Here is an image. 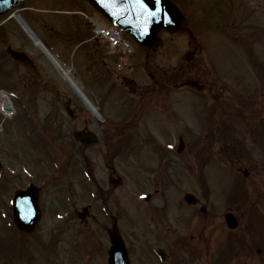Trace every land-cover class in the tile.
I'll list each match as a JSON object with an SVG mask.
<instances>
[{
    "label": "rangeland",
    "instance_id": "rangeland-1",
    "mask_svg": "<svg viewBox=\"0 0 264 264\" xmlns=\"http://www.w3.org/2000/svg\"><path fill=\"white\" fill-rule=\"evenodd\" d=\"M64 3H65L64 0H34V1L32 0L29 2V5L34 7L33 9L36 12H42L46 8L54 9V10L61 9L63 8ZM205 3L209 4L208 2ZM181 4L183 7L186 8L185 0H182ZM215 6L216 7L218 6V8H220L221 10L224 8V10H222L221 13L218 15L214 13L210 16V18L206 17L204 19L206 23H209L211 19L216 21L217 17L221 18L223 16L222 13H224L225 11L234 10L235 6H236L237 14L240 15H245V16L252 15V17H255L256 16L255 12L261 14L262 12L264 13V0H230V1L220 0L219 2H217V5ZM231 6L232 8L230 10ZM86 9H87L86 11H88L87 13L92 12L91 10H89V8ZM29 14L32 15L33 13L22 11L20 15L31 26L30 19L28 18ZM41 15L44 16V18L49 19V21H53L52 24H49L48 26L50 27L56 26L55 23L56 20L55 19L52 20L53 16L51 14L40 13L37 16L41 17ZM82 23H83L82 19L75 18L74 23H72L70 26L72 27L75 24L81 26ZM48 26L44 25V29H42L41 31V33L44 34V40L46 39V37L47 39H50L52 42V46L55 47V52H57L62 59L64 58V61L65 63H67L68 66L70 67L72 66L73 70H76L75 66L81 62L77 60L76 56H74L72 59H69L68 58L69 53L68 55L66 54L64 56L63 54L58 52L61 50L57 48L58 40H55V38L60 32H55L53 28L51 29V32H47L46 28ZM218 28H219V24L213 23V25H210V28L207 29L206 32H203V34L205 35V39L206 40L208 39L209 43L212 46L210 47L211 50L210 56L214 59L219 60L220 62H223V65L216 64L211 67L205 54H202L201 57H199L196 60V63L200 64V66H202V64L204 65L205 63L209 65L202 67L201 72L204 73L210 72L208 74V78L210 79L209 82L213 84L215 90L209 92L207 98L204 99L206 100L205 102L208 103L209 105L215 106L212 109V111L213 113L216 112L220 114L219 119L220 121H222L224 127L225 123L228 120V115H229L228 106L232 104L235 105V103H237L238 98L244 99L242 95L243 93H246L248 97L250 96L251 98H254V100L264 99V94L260 95L259 97V95L257 96L256 93L258 87L264 86V81L262 79L263 77L257 74L256 68L261 70L260 71L261 74L264 75V62H262L263 64H259V62L255 60V62H253L252 64V62L246 60L249 63L247 64L245 61L246 57H248L249 59L250 58L253 59L256 57L255 55L259 54V52L253 49V55H252L248 43H244L243 49L234 46H228L229 44H236V43L233 42L229 43L228 41L224 40L222 36L217 32ZM1 34L2 36H4L2 40L5 41L7 44L19 46L18 45L20 44L18 43L19 35L23 36V33L20 31V29L17 28L16 22L13 23L12 21L10 22L6 21V23L3 24V28H0V68H1L0 85L7 86L6 87L7 90H10L9 88L11 89L14 88L16 92L19 89L20 92L17 93L18 96L17 98L15 97V100H17V102L24 101L27 108L31 106L28 112L30 113L29 114L30 117L32 116V118H36L35 116H40L41 114L43 116L47 114L48 107L46 106L48 105L50 107L51 104L53 103L54 98L58 100V97H55L56 96L55 93L56 94L59 93L58 95H60L59 98L61 99V101H64L65 99H67L68 97L74 94L68 82L63 77H61L60 71L51 65L50 59L45 53H44V57H42L43 55L41 53L36 54L34 50H28V52L31 55L35 54L36 56L34 58L38 63V67L42 75L41 80L34 81L30 79H25L23 76H21L24 70L19 65L12 63L11 60L6 55L5 47L1 41ZM52 35L53 37H55L54 39L50 38V36ZM89 35L90 34H86L84 35L83 38L89 37ZM160 37L162 39L160 46L155 51L152 50L148 51L147 56H149V58L152 59L153 61L155 62L157 61L159 65L164 67L166 66L165 71L169 72L172 70L171 68H174L173 66H176L178 72L181 73L187 72L188 66L185 65L184 55L185 52L188 50V45H186L187 42L185 41V39L182 38L181 36H170L167 33H163V32H160ZM27 42L29 46L32 47V43L28 40ZM139 54L141 55V53ZM256 58L258 59V57ZM201 59L203 61H200ZM242 59L244 60L245 63L242 62ZM150 62L148 63V66H146L147 69L150 68L151 71H154L156 73L159 72V74H161L158 68H157L158 70L152 68L153 67V65L151 64L152 62L151 63ZM92 63H93V59H91L88 63H86L87 64L86 67H83L81 65L82 67L80 68V71H82V73L85 72L84 75L87 76V77L83 76L84 78L83 83L87 97H89V94L87 93V89L88 87H90V83H92V79L88 78V74H86V71L84 69H87L88 66L90 67ZM137 66L143 73L144 70L141 68V63H138ZM146 67L144 66L143 68ZM176 83L178 85H181L182 83H184V81L178 79V82ZM127 86L128 84H125L126 88ZM236 90L241 91L242 94H238L239 92L236 93L235 92ZM186 93L188 95H192L191 97L193 99H197V97L194 96L196 94H193V92L183 84H182V88L178 87V91H177L178 98H181V95L183 94L185 95ZM114 94L119 95L120 90H117ZM73 97L75 100L78 101V99L74 95ZM202 97L204 96L202 95ZM11 99L13 100L14 97H12ZM71 100L73 101V99ZM111 102L114 104H118V101L115 99L114 96H112ZM111 102L107 105H109V107H111L115 111L116 114L115 121H118L121 118V109L116 112V109L113 107V104ZM227 102H229L230 104L227 105L228 104ZM18 104L20 103L18 102ZM127 105H128V100H126L124 106ZM183 105L185 111L184 112L178 111V113L181 116V119L186 121H193V119H197V117H193L194 111H192L191 114L189 112L191 103L188 101L187 102L184 101ZM23 106L24 105H22V107ZM240 107H243V105L241 104ZM244 119H246L245 115H244ZM4 125L6 127H9V129L6 136H4L3 134L0 135V158H1L0 160L4 162L8 157H11L12 163H14L17 166V168H19L20 163L23 162L26 165H28L24 152L22 153L18 149L16 150V147H15L16 153L13 154L12 156L9 155V153H14L12 147L13 144L15 145V141H14L15 139L17 140L20 138L26 139L24 137L25 130H23V127L20 128V126L18 127L15 126L12 133L11 127L12 125L15 124H12V122L8 124L7 119L5 120ZM156 126L158 125L156 124ZM188 129L193 130V128H188ZM214 131L215 129L212 130L211 134H209L206 137V139L208 138V140H210L211 138H213ZM171 133H172L171 130L164 131V134L167 136H171ZM226 137H228L233 143H235L236 135L233 132L226 133ZM217 138L218 136L216 135L215 132V137L213 138L214 144L216 143ZM21 139L19 141H22ZM126 143L128 145H135V142L133 141H127ZM233 143L227 142V145L229 144L234 145ZM207 144L208 142L206 143V146ZM210 146H212L213 148L212 152H216L217 146L211 144ZM258 147L259 149L264 150V144H259ZM245 148H248V146L246 145ZM231 150L228 149V152H226V155L223 157L224 160L223 161L219 160L220 163L217 164H216V156L213 155L210 167L213 168L215 172L207 176L208 172L210 173L211 171H208L206 167H204L203 170H201V172L205 175L204 177L205 180L203 184H202L203 178L201 176H197L198 173L194 172L195 170L194 171L191 170L189 173H186V175L184 176L186 181L182 177L183 178L182 184H177V186L175 187L178 190V193L179 194L181 193L180 196L183 194V192L188 190L196 192L201 202L196 206L197 208L196 210H194V208L185 207V209H188L190 213L183 211L182 221L184 223L188 222L189 223L188 225H183L184 223L182 224L180 222L179 220L181 214L180 210L172 211L173 226L174 228L176 227L178 229L175 230L174 232H176L177 234L183 232H187V233L191 232L193 234L192 243L188 245V247L186 248V252L184 251L180 253L177 251L176 248H173L172 258L174 261L177 260L175 264H264V245H259V244L255 245L253 248V252L249 254L248 251L243 252L241 247L238 251L234 250L233 247L235 246V241H239L240 244H243L247 238L245 234L253 235L254 229L257 228L259 229V227H261L264 223V191H259L258 190L259 188L257 186L260 185L261 188L264 190V169L262 167H259L258 161L255 160L256 158H253L255 160L254 162L256 163L255 164L256 167L250 165V169L253 175L244 178L242 176V171L238 172L235 168L236 164L239 163L237 161L239 157L237 156L235 159V157L233 156L234 154L231 153ZM252 150L255 149L252 148ZM185 158L187 164H191L195 168L202 166L203 159L201 157L200 159L197 154L194 156L188 153L186 154ZM148 161H152V160L148 158L147 162ZM32 167L35 168L36 165L32 164ZM96 169H97L96 173L98 174V176L100 178H103L102 175L104 176V173L101 172L100 169L98 168ZM184 169L186 170L187 168ZM239 175L242 181L237 179ZM175 180L177 181L176 178ZM239 182H242L243 184ZM236 183H239V190L243 189V191L238 193L237 190L236 191L234 190L235 193L233 194L234 192L233 188L235 187ZM160 184L163 187L161 192L162 194H164L167 184L163 179L160 180ZM45 189L47 191V186L45 187ZM239 194H240L241 203H237ZM227 195L231 196V198L230 199L227 198ZM252 200L253 203L251 204ZM44 201H46L45 192H44ZM244 201L246 202L245 204L243 203ZM237 206H239L240 208L239 211L236 208ZM200 207H203L204 211H200L199 210ZM226 210H231L234 213H236L238 216V225L233 230L228 229L224 223L223 213ZM54 212L55 210H51V209L47 210L45 213L46 219L44 220L43 217V221L33 231V235H34L33 239L21 241L20 242L21 245H19L18 242L16 243L15 247L11 246L8 243L10 240V236L14 234L13 229L10 227L9 229L8 227H5L6 232L8 229L9 233L7 234V236L5 235L3 237L2 236L0 237V246L2 248V251L6 252L9 255V258L12 259L14 258V254L16 250L17 257L19 259L22 260L28 259V262L24 260L23 264H66V260H64V258L67 257H64V255H62V253L60 252L62 250L61 248L60 249L58 248V250L56 248L54 251V255L50 254L47 256L48 253L45 254L44 252L52 253L53 249L47 247L50 245H45V248L42 246L44 243V233H47V235L53 234V236L50 238H54L59 232L58 228H60V224L54 223L50 220V215L53 214ZM91 223L96 224L90 221V224ZM97 224H100V222ZM82 226L86 227L87 225H82ZM1 227H4V222L0 219V228ZM130 227H133L134 230H136L137 232V236L134 238L135 240H133V242L128 240V245L130 246L131 249L130 252L131 262H133L134 264L135 261H137V259L141 260L138 258L136 251H138L140 248L142 250L141 246L144 245V243L151 242L152 240H149L145 237L144 231L146 229H144V225L141 224L137 225L136 222H133ZM141 230H143V232ZM141 234L143 235L142 238H140ZM209 236H211V238L208 241H206V239ZM188 239H189L188 237H179V238H174L173 242L175 245L179 246V244L181 243L180 241L190 242ZM100 240L101 238L99 236L98 231L93 232L83 229V233L81 234V237L76 242V248H74L68 256L80 257L82 259V257H85V254H91V256H95L96 258L95 264H100V262H102V259L104 260L102 256V251L100 249L101 247L99 243ZM162 240L161 241L159 240L161 244L163 242ZM53 242L55 243V241ZM163 245H170V243L169 241H164ZM204 245H206L209 250L203 249ZM226 247L228 250L227 253H225L222 250V248L225 249ZM166 251H167L166 255L168 257H171L172 253L170 252V248L168 246H166ZM55 254L58 256H56ZM152 259L155 260V257H152ZM200 260H202V262ZM173 263L174 262L172 261L171 263L169 261L167 262L158 261L157 263L154 264H173ZM146 264H152V263L146 261Z\"/></svg>",
    "mask_w": 264,
    "mask_h": 264
},
{
    "label": "water",
    "instance_id": "water-1",
    "mask_svg": "<svg viewBox=\"0 0 264 264\" xmlns=\"http://www.w3.org/2000/svg\"><path fill=\"white\" fill-rule=\"evenodd\" d=\"M17 1L19 0H0V13L5 11L7 8H9L10 6H12L13 4L17 3ZM96 8H98L103 14H105L106 16H108L110 19H112L113 21H117L116 17H117V8L115 7V5H111L112 3H115L116 0H89ZM120 1V0H118ZM125 1V0H124ZM132 0H129V2H131ZM138 3V0H135ZM145 2H153L152 0H144ZM167 1V0H166ZM129 6V5H128ZM127 6V7H128ZM151 6V4H150ZM165 13L167 14L165 16L164 13L161 14V17H159L158 15L154 16V20H156L157 22L154 23L152 25V27H150V34L149 37L146 41H144L143 43L145 45L148 46H155L157 44V40L155 38V32L158 28L160 27H164L166 29H168L170 32H176V31H183V25H184V21L183 19L179 16V14L177 13V11H175V8L172 5H168L165 7ZM174 13L176 14V18H173ZM164 16V17H162ZM15 58H20L22 61L26 62L24 60V58H22L21 55L13 53ZM27 63V62H26ZM35 201L34 199H31V205L32 208L35 210L36 213H33V221L36 219V217L38 216V210L36 209V205H35ZM25 208L20 207L17 214H16V223L22 227V228H29L30 224H26L24 223L20 217V213L21 216L25 215L24 212ZM26 211H28V209H26ZM229 221H232L231 218H228ZM113 240V247L112 250L110 251V264H126V259H125V253L123 250V247L120 243V241L118 240L117 236L113 234L112 237ZM119 258V259H118ZM117 259H118V263H117Z\"/></svg>",
    "mask_w": 264,
    "mask_h": 264
},
{
    "label": "bare ground",
    "instance_id": "bare-ground-1",
    "mask_svg": "<svg viewBox=\"0 0 264 264\" xmlns=\"http://www.w3.org/2000/svg\"><path fill=\"white\" fill-rule=\"evenodd\" d=\"M59 67H60V69L62 70V67H61V66H59ZM65 71H66V69H65ZM67 72H68V71H67ZM69 78H70L71 82H72L75 86H77L78 88H80L78 82H77L75 79H73V78H71V77H69ZM7 102H8V100L6 99V95H5L4 93H0V106H3V105L6 104Z\"/></svg>",
    "mask_w": 264,
    "mask_h": 264
},
{
    "label": "flooded vegetation",
    "instance_id": "flooded-vegetation-1",
    "mask_svg": "<svg viewBox=\"0 0 264 264\" xmlns=\"http://www.w3.org/2000/svg\"><path fill=\"white\" fill-rule=\"evenodd\" d=\"M145 105H141L140 106V112H142V111H144V112H146L145 110ZM78 111L76 110V111H73V113L75 114V113H77ZM147 113V112H146ZM99 134H100V143L99 144H104V145H107L108 143H109V139L107 140V137H103V139H104V141L105 142H102V135H103V131H99ZM107 195L109 196V190H107Z\"/></svg>",
    "mask_w": 264,
    "mask_h": 264
}]
</instances>
